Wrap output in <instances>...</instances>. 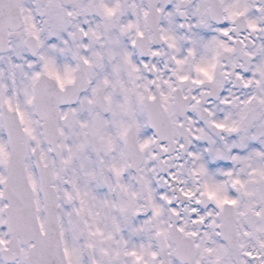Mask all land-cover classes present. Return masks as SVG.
Returning a JSON list of instances; mask_svg holds the SVG:
<instances>
[{
    "label": "snow or ice",
    "instance_id": "obj_1",
    "mask_svg": "<svg viewBox=\"0 0 264 264\" xmlns=\"http://www.w3.org/2000/svg\"><path fill=\"white\" fill-rule=\"evenodd\" d=\"M0 264H264V0H0Z\"/></svg>",
    "mask_w": 264,
    "mask_h": 264
}]
</instances>
